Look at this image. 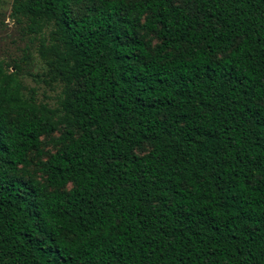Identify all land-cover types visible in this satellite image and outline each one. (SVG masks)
Here are the masks:
<instances>
[{"label": "trees", "instance_id": "1", "mask_svg": "<svg viewBox=\"0 0 264 264\" xmlns=\"http://www.w3.org/2000/svg\"><path fill=\"white\" fill-rule=\"evenodd\" d=\"M11 16L63 88L0 59V264H264V0Z\"/></svg>", "mask_w": 264, "mask_h": 264}, {"label": "rangeland", "instance_id": "2", "mask_svg": "<svg viewBox=\"0 0 264 264\" xmlns=\"http://www.w3.org/2000/svg\"><path fill=\"white\" fill-rule=\"evenodd\" d=\"M13 2L14 0H0V59L7 66H12L13 61L19 62L27 90L34 89L39 102L56 107L63 85L54 82L53 76L49 74L45 61L37 51L39 40L36 39L32 44L33 36L24 32L23 26L12 18ZM57 137L58 134L53 136L54 139ZM43 148L46 154L55 151L52 137L44 138Z\"/></svg>", "mask_w": 264, "mask_h": 264}]
</instances>
